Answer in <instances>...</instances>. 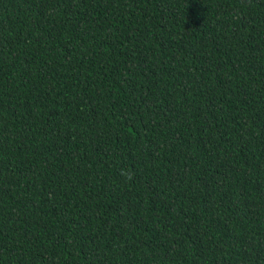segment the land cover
<instances>
[{"label": "trees", "instance_id": "obj_1", "mask_svg": "<svg viewBox=\"0 0 264 264\" xmlns=\"http://www.w3.org/2000/svg\"><path fill=\"white\" fill-rule=\"evenodd\" d=\"M0 264H264V0H0Z\"/></svg>", "mask_w": 264, "mask_h": 264}]
</instances>
